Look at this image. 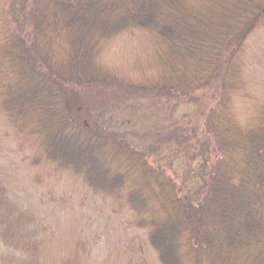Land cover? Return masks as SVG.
<instances>
[{
  "label": "trees",
  "instance_id": "trees-1",
  "mask_svg": "<svg viewBox=\"0 0 264 264\" xmlns=\"http://www.w3.org/2000/svg\"><path fill=\"white\" fill-rule=\"evenodd\" d=\"M262 23L264 0H0L1 118L43 163L122 203L158 264H264V104L241 121L234 103L245 39ZM135 33L149 38L154 73L133 89L187 110L157 120L152 145L77 112L85 89L120 90L97 60ZM208 83L218 98L197 115L185 98ZM184 171L187 187L175 180ZM0 206L26 237L32 216Z\"/></svg>",
  "mask_w": 264,
  "mask_h": 264
},
{
  "label": "rangeland",
  "instance_id": "rangeland-1",
  "mask_svg": "<svg viewBox=\"0 0 264 264\" xmlns=\"http://www.w3.org/2000/svg\"><path fill=\"white\" fill-rule=\"evenodd\" d=\"M242 50L241 89L237 97L234 95L235 112L241 121L256 106L264 104V23L245 39ZM152 53L149 38L140 33L105 45L97 61L105 72L118 79L120 90L124 85L128 90L121 93L85 89L78 98L80 120L90 124L92 119L97 120L100 127L117 125L120 129L114 128L132 136L129 139L149 138L152 145L157 120L166 123L187 112L181 113L179 109L178 114L171 111L176 103L148 99V92L133 89L154 73ZM206 86L185 98L197 102L191 108L197 115L203 111V105L214 104L218 98L217 85ZM1 117L0 114V199L33 220L30 226L22 228L27 236L20 239L15 227L9 226L17 213L7 217L9 222L0 214V264H158L144 230L130 226L122 203L114 202L118 200L110 195L96 194L70 172L43 163L45 159L37 151L36 142L27 135L17 136ZM143 124L150 127L144 128ZM133 144L135 151L145 150L152 164H161L159 156L150 157L143 142ZM165 167L174 178L177 169L170 164ZM176 177L177 183L184 182L186 187L191 184L185 171Z\"/></svg>",
  "mask_w": 264,
  "mask_h": 264
}]
</instances>
